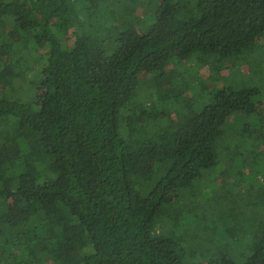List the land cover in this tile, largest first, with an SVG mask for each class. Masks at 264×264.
<instances>
[{
  "label": "trees",
  "instance_id": "1",
  "mask_svg": "<svg viewBox=\"0 0 264 264\" xmlns=\"http://www.w3.org/2000/svg\"><path fill=\"white\" fill-rule=\"evenodd\" d=\"M159 2L0 0V264H237L189 263L165 231L220 161L227 120L264 130V85L216 89L196 109L204 83L168 69L190 61L218 81L249 59L263 74L264 0ZM29 42L47 51L33 58ZM257 230L243 264H264Z\"/></svg>",
  "mask_w": 264,
  "mask_h": 264
},
{
  "label": "rangeland",
  "instance_id": "2",
  "mask_svg": "<svg viewBox=\"0 0 264 264\" xmlns=\"http://www.w3.org/2000/svg\"><path fill=\"white\" fill-rule=\"evenodd\" d=\"M155 1V5L158 6L160 0ZM145 14H151V12L139 6L133 17L135 16L139 23H142ZM151 21L152 18H149L148 25ZM8 27L10 24L6 28ZM72 38L71 33L69 41ZM28 45L30 47L28 54L33 58L47 51L46 45L36 46L31 42ZM257 46L264 55V38ZM249 62L250 60L246 59L239 72L233 74L234 69H229L231 64H227L222 75L216 79L218 81L211 79L207 68L196 67L190 61L178 62L172 59L169 67H173L174 70L168 69V74L174 73L176 75L172 76H177L179 73L189 72L192 85L204 83L206 91H199L197 94L201 104H194L196 109H200L205 104L208 106L209 98L216 89L219 90L228 85L239 87L243 82L250 84L258 82L264 85V68L263 74H251L247 67ZM195 68L197 71L194 70ZM32 75L33 73H25L19 77L24 83L17 84L15 89L22 93V96L27 92V85ZM192 90H189L186 96L194 94ZM19 99L28 102L25 97ZM138 100L139 96L132 99L133 102ZM234 116H231L223 126V136L216 147L217 152L218 149L221 152L220 161L213 171H204V174L188 188V194L182 201L187 211L183 213L179 225L176 227L170 225L165 231L167 236L174 237L179 242L186 256L189 257L193 253L187 259L189 263H199L201 259L211 258L213 255L216 257L226 255L235 263L243 264L250 255L248 246L251 238L256 233L260 222L264 221L260 219V216L264 215V154L259 156L257 154L264 153V145L259 143L264 141V130L258 128L261 132L255 133L243 115L233 119ZM246 127L252 132L251 136H248L249 131ZM225 153L230 154L229 157H226ZM246 155H249L247 166L235 162ZM254 158H257L258 163L255 167L252 165ZM218 195L221 197H216Z\"/></svg>",
  "mask_w": 264,
  "mask_h": 264
}]
</instances>
